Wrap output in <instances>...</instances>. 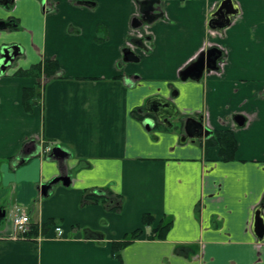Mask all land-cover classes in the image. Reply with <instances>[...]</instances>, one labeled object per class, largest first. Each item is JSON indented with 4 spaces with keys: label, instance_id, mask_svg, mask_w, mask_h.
I'll return each instance as SVG.
<instances>
[{
    "label": "crops",
    "instance_id": "obj_1",
    "mask_svg": "<svg viewBox=\"0 0 264 264\" xmlns=\"http://www.w3.org/2000/svg\"><path fill=\"white\" fill-rule=\"evenodd\" d=\"M138 1L0 3V20L20 22L0 30V55L19 47L0 75V264H264V239L253 229L264 205V0H234L239 13L222 30L208 24L222 0H162L164 17L146 27L147 49L126 62ZM213 45L225 55L219 70L182 79ZM46 60L58 62L60 75L27 112L23 91L39 79L17 72ZM146 117L156 119L151 131ZM188 117L213 132L233 130L234 159L206 139L181 143ZM45 141L69 155L40 154ZM60 175L70 185L43 196L41 185ZM105 188L109 204L84 203L85 192ZM17 208L37 234L8 238ZM145 213L153 225L142 224ZM167 220L166 237H148ZM139 227L143 235L117 257L114 243Z\"/></svg>",
    "mask_w": 264,
    "mask_h": 264
},
{
    "label": "water",
    "instance_id": "obj_2",
    "mask_svg": "<svg viewBox=\"0 0 264 264\" xmlns=\"http://www.w3.org/2000/svg\"><path fill=\"white\" fill-rule=\"evenodd\" d=\"M12 0H1L2 4L11 3ZM162 0H139V12L134 16L132 20L131 27L135 30H144L147 26L153 24L159 19L164 17V11L161 8ZM239 13V9L234 4V0H222L219 7L211 14L209 20V27L211 29H224L227 27L233 18V16ZM150 37H145L144 39L139 37H134L131 42L141 49H146L145 41L149 40ZM19 47L17 45H10L1 49L0 55V75L3 74L6 68L11 63L13 57L18 53ZM11 52V55L6 53ZM124 61H139V56L129 48L125 47ZM224 51L216 46H210L205 51L200 53L198 57L189 63L181 72V78L200 80L205 71H218L220 67V62L224 57ZM143 111V110H141ZM167 120V119H166ZM235 123L239 126L245 124V116L241 114H236L234 116ZM146 129L151 131L155 124L156 119L153 117H146L143 121ZM183 133L180 135V142L185 143L188 140L196 141L197 139H208L212 136L213 131L209 127H205L201 120L194 117H188L183 120L182 125ZM52 157L58 160L65 159L69 153L62 146L56 145L52 148ZM25 159L20 158L18 163H22ZM62 183L63 185H70L71 177L69 175H60L52 178L49 182L43 183L40 188V192L43 196H47L52 189V187L57 183ZM100 191H98L99 193ZM263 204L257 208L253 229L256 236L260 239H264V215L262 213Z\"/></svg>",
    "mask_w": 264,
    "mask_h": 264
},
{
    "label": "trees",
    "instance_id": "obj_3",
    "mask_svg": "<svg viewBox=\"0 0 264 264\" xmlns=\"http://www.w3.org/2000/svg\"><path fill=\"white\" fill-rule=\"evenodd\" d=\"M18 19L14 17H9L7 20H0V30H11L18 29L19 24H17ZM19 76H33L39 79V82L33 88H25L23 91V106L27 112H31L33 107L40 101L42 98V89L44 85L53 77L60 75V66L56 60H46L42 63L35 64L31 66L29 69H20L17 72ZM49 141H45V144H48ZM205 145L209 146H217L219 147L220 155L225 161H230L234 159L235 152L237 150V141L234 136L233 130H215L208 139L205 141ZM42 154V148L40 151ZM46 156H52L50 154H46ZM27 160V158H26ZM113 197V192L109 188L103 189V191L97 192H85L83 201L84 203H103L109 204L111 198ZM122 205V201L120 200V204L114 206L115 210H118ZM155 216L150 213H145L142 217V224L144 226L153 225L155 222ZM55 222L54 220L49 221V223ZM172 225L171 220H167L164 222H160L159 225L153 227L149 238H164L166 237L168 231L170 230ZM38 225H31V230L28 233V236H32L38 233ZM143 235V229L137 228L133 232L128 233L124 236L123 240L120 242L114 243V251L117 257H120V251L129 244V242L138 239Z\"/></svg>",
    "mask_w": 264,
    "mask_h": 264
},
{
    "label": "built area",
    "instance_id": "obj_4",
    "mask_svg": "<svg viewBox=\"0 0 264 264\" xmlns=\"http://www.w3.org/2000/svg\"><path fill=\"white\" fill-rule=\"evenodd\" d=\"M145 32H147L146 28L143 30L144 34H145ZM136 33H137V35L139 34V36L141 35L139 30H136ZM140 37H142V35ZM143 37H144V35H143ZM146 43L147 42L145 41V45H146ZM128 47L131 48L133 51L138 48V47L135 48L134 44L132 42L128 44ZM53 146L54 145L51 142L43 145L42 146V154L43 155L50 154L52 152ZM11 223H12V231L7 235L8 238L16 240V239H24V238L29 237L28 233L31 230L32 221H31L30 214L27 211H25L21 208H17L16 212L14 213V215L11 219ZM56 231L58 233V236H62L63 231H62L61 227H57Z\"/></svg>",
    "mask_w": 264,
    "mask_h": 264
},
{
    "label": "flooded vegetation",
    "instance_id": "obj_5",
    "mask_svg": "<svg viewBox=\"0 0 264 264\" xmlns=\"http://www.w3.org/2000/svg\"><path fill=\"white\" fill-rule=\"evenodd\" d=\"M15 0H12V2L11 3H7V4H2L1 3V0H0V3L2 4V5H5V6H9V5H11V4H13V2H14ZM43 6H44V12H48L49 10H51V9H47V5L44 3L43 4ZM132 28V27H131ZM133 29V28H132ZM133 31H134V35H132V37L134 38H136V37H139V38H142V39H144L145 37H150V34L148 33V32H145V34L143 33V30H139V32L141 33V35H142V37H140L139 36V34L137 35V33H136V30L135 29H133ZM143 35H144V37H143ZM144 42H145V40H144ZM129 43H131V41L129 42ZM134 47L136 48V47H138V46H136L135 44H134ZM7 55H11V52H9V53H6ZM51 191V190H50Z\"/></svg>",
    "mask_w": 264,
    "mask_h": 264
},
{
    "label": "rangeland",
    "instance_id": "obj_6",
    "mask_svg": "<svg viewBox=\"0 0 264 264\" xmlns=\"http://www.w3.org/2000/svg\"><path fill=\"white\" fill-rule=\"evenodd\" d=\"M9 6H10V5H9ZM15 18H17V17H15ZM17 24L20 25V22L18 21ZM146 42H147V41H146ZM179 116H182V117H180V118H183V115H179Z\"/></svg>",
    "mask_w": 264,
    "mask_h": 264
}]
</instances>
